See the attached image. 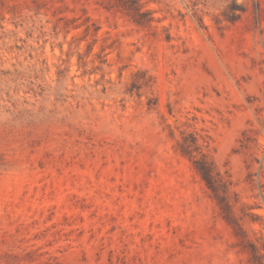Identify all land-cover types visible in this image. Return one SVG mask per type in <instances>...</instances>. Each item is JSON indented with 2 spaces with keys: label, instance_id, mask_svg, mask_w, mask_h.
Segmentation results:
<instances>
[{
  "label": "rangeland",
  "instance_id": "1",
  "mask_svg": "<svg viewBox=\"0 0 264 264\" xmlns=\"http://www.w3.org/2000/svg\"><path fill=\"white\" fill-rule=\"evenodd\" d=\"M0 264H264V0H0Z\"/></svg>",
  "mask_w": 264,
  "mask_h": 264
},
{
  "label": "trees",
  "instance_id": "2",
  "mask_svg": "<svg viewBox=\"0 0 264 264\" xmlns=\"http://www.w3.org/2000/svg\"><path fill=\"white\" fill-rule=\"evenodd\" d=\"M194 167L205 182L208 188L214 191V186L225 182L221 179L219 172L215 171L213 166L205 158L193 161ZM255 247V245H252Z\"/></svg>",
  "mask_w": 264,
  "mask_h": 264
}]
</instances>
